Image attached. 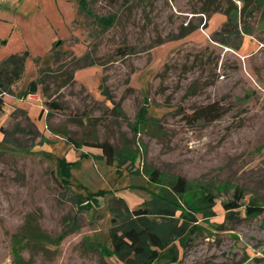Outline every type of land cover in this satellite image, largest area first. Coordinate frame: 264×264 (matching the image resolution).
Instances as JSON below:
<instances>
[{
    "label": "rangeland",
    "instance_id": "rangeland-1",
    "mask_svg": "<svg viewBox=\"0 0 264 264\" xmlns=\"http://www.w3.org/2000/svg\"><path fill=\"white\" fill-rule=\"evenodd\" d=\"M87 1L91 15L77 0H0V63L30 53L0 114V264H125L111 205L160 208V197L184 208L173 210L184 227L151 264H264V212L222 206L237 187L244 204L264 206V0ZM108 16V28L95 20ZM56 44L73 55L51 57ZM214 102L228 113L189 123ZM105 142L112 165L95 148ZM181 177L183 196L173 189Z\"/></svg>",
    "mask_w": 264,
    "mask_h": 264
},
{
    "label": "trees",
    "instance_id": "trees-1",
    "mask_svg": "<svg viewBox=\"0 0 264 264\" xmlns=\"http://www.w3.org/2000/svg\"><path fill=\"white\" fill-rule=\"evenodd\" d=\"M79 3V9L81 12L90 14L88 1L77 0ZM261 2V0H258ZM217 10V9H216ZM215 10V11H216ZM229 23L234 24L237 18V13L233 14L229 12ZM95 20L104 28H108L113 25L115 21L114 16L108 17H95ZM193 29L188 30V33L193 32ZM231 33V32H230ZM218 41V40H217ZM218 42L230 46L231 43L227 39L219 40ZM55 45V50L57 49ZM233 46V45H232ZM236 48V47H235ZM54 51L52 53H54ZM70 55L71 52H59L56 51L51 57H57L59 55ZM73 55V54H71ZM30 53L28 51L22 53H16L10 55L4 61L0 63V114L4 112L5 95H15V87L22 81L25 74L26 61L29 58ZM76 64H80L82 59L75 58ZM42 58L36 59L37 65L40 64ZM40 77L33 80L26 90L24 97L35 95L38 92L39 85L42 83V69H39ZM147 110L143 109L139 114V124H146ZM228 113V109L221 103L214 102L207 106L201 107L193 114L188 116L189 123H196L204 121L206 124H211L222 118ZM6 142L3 141V144ZM102 151V157H105L107 162L112 165L116 160V151L110 143H102L95 146ZM73 164L67 162L66 159L60 162V178L64 187H69L71 178L70 168ZM152 180L157 182L159 180L158 172L151 176ZM175 194L183 196L188 191V182L184 178H179L173 187ZM203 202L214 208L216 206L217 195L214 191L207 189L203 192ZM104 194L99 193L94 196L93 201H97L98 197H102ZM82 195L77 196L76 202L80 209H84L89 206V200H85ZM245 194L240 188H236L232 195V198L225 202L222 206L228 216L243 210L247 217H254L262 215L264 212V206L249 200L247 204L245 202ZM160 208L146 209L141 208L131 211L128 206L119 207L118 205H111V211L114 215L113 227L111 229L110 237L114 246V256L125 264H151L153 261L159 259L161 252L175 243L178 239V232H180L184 225H178L179 216L184 208L180 206L177 201L168 197H160ZM85 202V203H83ZM123 205V204H122ZM156 205V203H154ZM180 209L179 216H176V211ZM176 210V211H173ZM153 214H159L161 220L153 219ZM214 215V211L206 213L207 217ZM175 217L176 220L170 218ZM36 232L31 236L34 238ZM178 255V254H177Z\"/></svg>",
    "mask_w": 264,
    "mask_h": 264
}]
</instances>
